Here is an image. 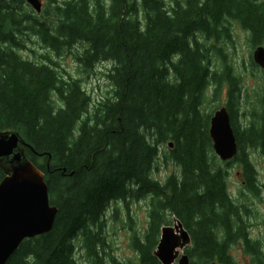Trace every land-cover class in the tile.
I'll use <instances>...</instances> for the list:
<instances>
[{"label":"trees","instance_id":"16d2710c","mask_svg":"<svg viewBox=\"0 0 264 264\" xmlns=\"http://www.w3.org/2000/svg\"><path fill=\"white\" fill-rule=\"evenodd\" d=\"M233 23L252 50L264 46V0H44L40 13L26 0H0V131L31 146L26 156L58 208L51 230L24 239L5 264H79V255L87 264H160L153 253L172 217L190 235L192 264H238L233 247L264 264V241L249 229L261 194L250 151L264 157V68L252 52L262 83L253 100L241 97ZM68 52L86 75L111 64L96 102L62 67ZM221 105L237 145L225 162L208 132ZM159 162L177 171L159 181ZM234 162L238 197L227 180ZM138 199L148 200V224L131 237L135 254L119 260L105 234L107 210Z\"/></svg>","mask_w":264,"mask_h":264},{"label":"water","instance_id":"95a60500","mask_svg":"<svg viewBox=\"0 0 264 264\" xmlns=\"http://www.w3.org/2000/svg\"><path fill=\"white\" fill-rule=\"evenodd\" d=\"M26 2L40 13L41 0ZM253 60L264 68L263 45L254 49ZM208 132L213 152L221 161L225 162L236 155L235 135L224 105L211 114ZM169 146H172L171 142ZM26 147L31 146L18 132L0 131V168L4 173L0 180V264L6 263L24 239L49 232L58 210L56 205L50 203L43 171L28 159ZM190 243L188 231L178 219L173 218L172 224L160 228L153 254L160 264H192L184 251ZM205 264L223 263L209 261Z\"/></svg>","mask_w":264,"mask_h":264},{"label":"rangeland","instance_id":"374dc122","mask_svg":"<svg viewBox=\"0 0 264 264\" xmlns=\"http://www.w3.org/2000/svg\"><path fill=\"white\" fill-rule=\"evenodd\" d=\"M41 1L44 2V0ZM166 1L167 3L171 2V0ZM233 26L236 34L234 35L233 46L229 47V52H231L234 66H237V71L241 73L239 74V84L241 83L242 85L241 97L253 100L254 93H257L262 83V79H260L261 73L252 69L249 65L250 55H252L254 49L252 50L249 47L246 33L235 23H233ZM34 41L37 40L34 39ZM30 45L39 53L47 51V49L38 42L34 44L30 43ZM77 48H79V46ZM22 53L29 56L30 59L34 58L32 52L28 50H24ZM60 62L69 75L81 80L82 86L94 102L109 89L104 72L111 67V64H99L95 66L92 72L86 75L85 73H81L78 69V63L69 52L60 59ZM225 100L226 93L225 90H223L220 103L223 104ZM244 102L245 100L243 99L242 103ZM216 103L218 102H212L211 104L213 105ZM237 120H240V116L237 117ZM250 159L257 170L259 184L261 185V194L258 195V197H253V214L250 218L249 229L253 238L264 241V157L258 151H250ZM227 170L229 171V176L227 178L229 191L232 196L238 197L237 189L241 185V178L238 174L239 168L237 167V163L234 162L230 164ZM172 171H177V167L171 164L163 165L159 162L157 168L154 169L153 176L159 181H163ZM148 220L147 199L129 200L127 203L118 201L110 204L107 210L105 234L112 247L111 253L114 254L117 259L125 260L135 254L131 247V237L132 235L141 234L142 230L147 227ZM172 223L173 217L171 218L170 224ZM231 252L238 264H252L250 257L243 254L239 247H233ZM78 262L79 264H87L81 255L78 256Z\"/></svg>","mask_w":264,"mask_h":264}]
</instances>
